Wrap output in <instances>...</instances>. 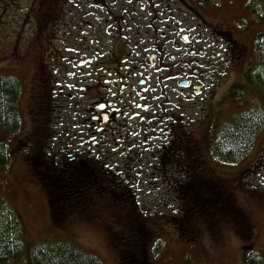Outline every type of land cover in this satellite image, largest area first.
I'll return each mask as SVG.
<instances>
[{"label": "flooded vegetation", "instance_id": "flooded-vegetation-1", "mask_svg": "<svg viewBox=\"0 0 264 264\" xmlns=\"http://www.w3.org/2000/svg\"><path fill=\"white\" fill-rule=\"evenodd\" d=\"M211 8L203 0H42L35 9L42 95L35 91L32 105L47 123L45 137L35 135L44 138L37 145L51 172L194 174L192 133L182 130V116L215 108L234 67L229 55H237L230 43L242 55L235 34L248 26L215 20ZM174 86L189 96L174 99ZM82 98L90 100L85 131L74 117ZM144 147L157 152L143 158ZM181 149L186 156L178 157ZM170 182L172 193L184 178Z\"/></svg>", "mask_w": 264, "mask_h": 264}, {"label": "rangeland", "instance_id": "rangeland-1", "mask_svg": "<svg viewBox=\"0 0 264 264\" xmlns=\"http://www.w3.org/2000/svg\"><path fill=\"white\" fill-rule=\"evenodd\" d=\"M248 1L215 0L211 5L213 9L209 15L213 19L228 24L240 20V29L248 24L241 34H235V38L245 45V50L241 55L239 49L230 43L237 55H229L234 60V67L225 93H222V88L221 95L216 97L215 108L212 107L208 115L202 110L184 111V120L180 125L183 131L192 133V148H196L194 155L202 157L199 162L204 163L206 171L199 166V174L202 178L212 176V187L216 184L223 190L232 208L229 211L221 208L219 211L212 210L211 214L205 211L199 215L194 210L185 213L184 208L189 206L180 199L181 191L169 192L170 180L177 175L173 178L171 175L152 173L118 174L116 182L123 181L132 192L120 203L127 211L101 204L104 197H100L99 201L94 186V194L90 193L88 204L83 205L84 208H69L63 214L61 223L57 224L38 171L31 166L33 152L39 156L38 161L46 162L43 149L30 143L32 134L45 137L47 128L41 110L32 105L35 91L42 95L37 73L38 65L41 68L42 63L39 59L42 48L39 45L43 37L39 29L36 30V25L41 22H36L35 13L42 0H0V76H13L21 84L18 112L22 123L16 133L0 130V149L5 148L10 155L8 164L0 165V200H4L18 214L27 249L22 261L9 264H29L30 252L47 242L72 244L97 255L105 264H131L136 261V256L140 257L143 253L146 261L142 264H247L249 252L264 256V129L255 136L250 154L235 165L218 162L210 147L213 129L220 130L237 115L254 107L264 112V88L255 81L249 83L247 80V73L257 65L254 44L264 33V18L259 20L246 11ZM259 4L264 15V0ZM174 89L176 100L183 101L189 96L188 92L175 86ZM242 94H245L243 101ZM40 100V97L35 98L36 103ZM89 104V99L82 98L74 105V117L80 131L86 130ZM138 152L141 157L148 158L157 151L144 147ZM129 154L134 157L135 153ZM53 160L50 159V165L54 163L58 166V161ZM126 200L133 202L132 208L135 213L140 212L147 230V234L128 237V240L132 236L140 237L130 242L125 241L126 231L135 229L121 219L130 212ZM132 244L135 245L134 251L133 248L132 251H124Z\"/></svg>", "mask_w": 264, "mask_h": 264}, {"label": "trees", "instance_id": "trees-1", "mask_svg": "<svg viewBox=\"0 0 264 264\" xmlns=\"http://www.w3.org/2000/svg\"><path fill=\"white\" fill-rule=\"evenodd\" d=\"M261 1L249 0L246 5V11L259 20L264 18L261 5L259 4ZM203 2L212 5L215 0H203ZM255 54L257 65L247 73V80L249 83L255 81L264 88V33L259 35L255 41ZM243 93L246 94L245 91ZM245 94H242V101L245 100ZM20 95L21 84L17 78L0 76V130L16 133L21 129L22 123L18 112ZM263 129L264 112L258 107H254L237 115L220 130L213 129L210 135V147L218 162L235 165L250 154L254 146L255 136ZM30 140L33 146H36L37 143L44 145V139L37 138L35 134H32ZM185 145L190 146L189 144ZM165 151L170 153V146ZM195 151L196 148L193 149V154ZM1 153L0 165L5 166L8 164L10 155L5 148L0 149ZM184 156H186V153L181 149L178 157ZM193 156V163L189 166L194 167V174H178L176 176L177 178H184V182L179 189L181 191V196L179 197L183 202L188 203L187 206L189 207L184 208L185 213L188 210H194L199 215L204 214L205 211L211 214L212 210L219 211L220 208L229 211V208H232V203H229L228 196L216 184H214V188L212 187V180L214 179L211 175L207 176L208 178H202L201 174H199V166L201 164L199 160L202 157L199 155ZM38 157L37 154L32 153L31 166L33 170L38 171L37 175L48 193L52 217L57 224L61 223L63 214L67 213L69 208H84L83 205L88 204L86 202L90 200V193L94 194L92 192L94 186L97 188L95 194L99 196V201L100 197H104L103 201H100L101 204L117 206L127 211V208L120 203L132 195L131 188L126 186L123 181L116 182L115 176L90 175L87 173L73 175L51 172L46 162L38 161ZM199 157L200 159H198ZM200 168L206 169L204 166ZM187 177L189 178L187 179ZM206 186L208 187L205 188ZM202 188L205 190H202ZM125 204L130 212L128 216L124 215L121 219L126 222L128 227L131 225L135 229H127L125 241L139 240V236H132L129 238L130 240H128V237L137 234H147V230L144 229L145 221L142 220L143 217H140V212H134L132 201L126 200ZM21 232L22 223L18 214L4 200H0V264L20 262L25 258L27 249ZM132 248L134 251L135 245L132 244V247L129 245L124 251H132ZM28 256L29 264H105L97 255L87 253L66 242L39 244ZM135 260L131 264L144 263V260L146 261L144 253L140 257L136 256ZM247 264H264V256L258 255L254 251L249 252Z\"/></svg>", "mask_w": 264, "mask_h": 264}, {"label": "bare ground", "instance_id": "bare-ground-1", "mask_svg": "<svg viewBox=\"0 0 264 264\" xmlns=\"http://www.w3.org/2000/svg\"><path fill=\"white\" fill-rule=\"evenodd\" d=\"M248 19H249V18H248ZM244 23H245V22H244ZM244 23H243V24H244ZM243 27H244V26H243ZM245 74H246V73H245ZM247 86H248V83H247ZM241 87H243V86H241ZM245 87H246V86H245ZM248 88H249V86H248ZM242 89H243V88H242ZM242 92H243V91H242Z\"/></svg>", "mask_w": 264, "mask_h": 264}]
</instances>
